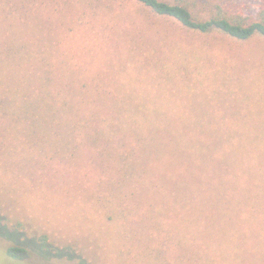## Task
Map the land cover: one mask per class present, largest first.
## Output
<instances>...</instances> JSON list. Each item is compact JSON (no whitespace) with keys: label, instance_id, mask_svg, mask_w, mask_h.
Masks as SVG:
<instances>
[{"label":"rangeland","instance_id":"obj_1","mask_svg":"<svg viewBox=\"0 0 264 264\" xmlns=\"http://www.w3.org/2000/svg\"><path fill=\"white\" fill-rule=\"evenodd\" d=\"M4 45L25 54L0 66V215L54 252L17 260L0 235V264H264V36L137 0H0Z\"/></svg>","mask_w":264,"mask_h":264},{"label":"trees","instance_id":"obj_2","mask_svg":"<svg viewBox=\"0 0 264 264\" xmlns=\"http://www.w3.org/2000/svg\"><path fill=\"white\" fill-rule=\"evenodd\" d=\"M137 1L150 8L157 15L174 18L186 28L202 33H208L212 30H218L238 40H248L255 35L264 36V1L260 3L258 8L255 10V15L252 16L242 0H206V2L208 4H211L212 6V15H210V17L205 20L195 19L188 6L180 1H177L175 3L164 0ZM6 46L4 45V47L0 49L1 68L7 66V63L10 64L9 60L16 59V57H18L17 55L24 56L25 54L22 50V46ZM19 61L21 60H17V62ZM0 106H3L2 101H0ZM89 118V114L84 115V119L86 121H88ZM71 120L72 119H70L69 117L66 118L65 116L64 119H60L59 122L61 123V125H63V127H65V129H67L69 133H72L74 131L77 132L78 129L81 128V126H78L75 121L72 122ZM86 121L84 122V124L86 123ZM102 121L104 123L103 127H111V125L109 124V115H104L102 117ZM84 126L85 128L88 127L87 125ZM89 128L91 127L89 126ZM92 133L94 134L95 139L105 141L113 139V137L118 134V132H116V134L109 133L102 135L100 134L98 129ZM255 148L256 145H254L253 143H249L248 141L244 142V156H246L250 150H252L253 152H257V148L256 151ZM3 222L4 221L2 219V216L0 215V235L8 238L10 242L14 243L10 244L6 249L7 254L10 257L17 260H23L28 256L30 252L41 253V249H45L50 254L54 252L53 248L46 241V237L42 236L40 239L28 238L22 231L13 229L11 230L8 225ZM65 254L66 253L62 251V249L59 250L60 256H63Z\"/></svg>","mask_w":264,"mask_h":264}]
</instances>
